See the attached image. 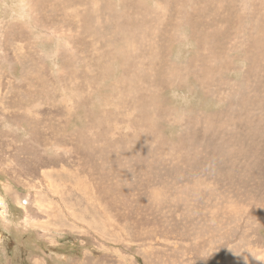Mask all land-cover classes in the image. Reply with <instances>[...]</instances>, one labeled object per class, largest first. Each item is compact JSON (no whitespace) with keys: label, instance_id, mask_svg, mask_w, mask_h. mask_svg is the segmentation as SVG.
Segmentation results:
<instances>
[{"label":"rangeland","instance_id":"obj_1","mask_svg":"<svg viewBox=\"0 0 264 264\" xmlns=\"http://www.w3.org/2000/svg\"><path fill=\"white\" fill-rule=\"evenodd\" d=\"M0 264H264V0H0Z\"/></svg>","mask_w":264,"mask_h":264}]
</instances>
